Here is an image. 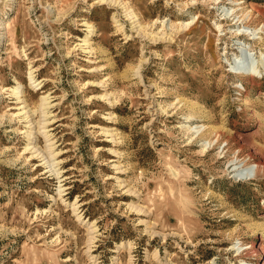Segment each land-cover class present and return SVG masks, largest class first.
<instances>
[{"label":"rangeland","instance_id":"374dc122","mask_svg":"<svg viewBox=\"0 0 264 264\" xmlns=\"http://www.w3.org/2000/svg\"><path fill=\"white\" fill-rule=\"evenodd\" d=\"M123 1L140 35L100 0H0V264H264V70L232 67L238 41L264 57V0ZM17 81L53 100L58 177L26 150Z\"/></svg>","mask_w":264,"mask_h":264},{"label":"bare ground","instance_id":"6f19581e","mask_svg":"<svg viewBox=\"0 0 264 264\" xmlns=\"http://www.w3.org/2000/svg\"><path fill=\"white\" fill-rule=\"evenodd\" d=\"M100 2H102L101 4L110 3V4H113V5H119L122 8H124L125 12H126L125 15H127L128 18L134 24L133 28L136 29V34L138 33L140 35L142 33L143 23H142V21H140V17L138 16V14L135 13L134 10L131 9L127 5V2H124L123 0H100ZM227 11H229V10H227ZM116 21H117V25L121 26V23L118 24L119 19H117ZM84 24H85V26L88 27V28L87 27L86 28L88 29L89 33L94 32V25L92 23L85 22ZM122 28H123V26L121 27V30H122ZM237 30L238 31H242L243 28L240 27ZM249 31H250V29H249ZM254 33L258 34L259 32L254 31ZM240 34H241V32H240ZM248 34H250V33H248ZM252 34H253V31H252ZM90 43L91 42H89L87 38L84 39V43L83 44L90 45ZM237 44L239 45L238 48H239V51L241 53H240V56H238L234 60L235 64L232 65V67L235 68L236 72H238V73H243V74H247V75H250V76L261 75L262 71L264 70V57H262V58L260 57L261 58L260 60H256L255 58L251 57V55L253 53L251 52L249 46H247V44L245 42L238 41ZM86 50H88V49H86ZM88 52H91V51H88ZM33 71H31V72L29 71L30 72V81H31V83L34 84L35 87L38 86L39 89L43 88V86H44L43 82H44V80L46 78L44 80H42V81L37 82V79L34 76L36 74L33 75ZM17 84H18V86L13 88L12 93L15 95V98H17L18 103H19L18 106L15 108V109L18 110L16 115L18 117L22 116V118H24L26 120V122L28 124L27 127L29 128L26 133L28 135V138H29L30 142L26 146V150H28V152L32 155L33 159H37V160L40 161L38 166H42V164H47L46 166L50 167V171L53 172V174H55L58 177V176H60L61 174L64 173V171L62 170L63 169L62 164L65 161H63V159H61L63 152L58 150V148H59V145H57L58 141L55 140V136L53 135L54 127L50 128L52 125H54L58 121V120H53L52 115H51V108L53 107V105H52L53 100H50L51 96L47 92L46 95H43L42 102L40 103L38 109H35L36 107L34 105H33L34 106V109H33L30 106V104H29V102L31 100L28 102V99L26 98L25 91L22 89L23 84L21 82H19V81H17ZM105 95H108V94H105ZM109 103L112 104V103H115V101L114 100H110ZM38 111H39V113L41 115V116H39L40 117L39 119H37V117L35 116V114ZM114 117L115 116H113V118ZM186 126L188 127V129L194 130V132H196V133L200 132V131H203L207 127V126H204V125H195V126L186 125ZM111 128H109V127L102 128L103 129V134H105L108 137V141H113L114 142L115 141L114 136L116 135V133L114 132V129H111ZM36 134L42 135V137L45 138L47 144H46V147L44 149H41V147H39L37 145L38 136ZM112 152L114 154H116V150L115 149H112ZM258 166H259V164H253V165H249L247 167H243L240 164H235V166L233 167V171H235V174L238 175V176H244V175L255 176V175H257ZM115 167H116V165H115ZM117 168L118 169L116 171L118 173L125 172L124 168L122 167V165H117ZM118 178H120V176ZM61 191H64V190L62 189V190H60V192ZM128 192H130L131 194L134 193V191L131 188L128 189ZM132 207H134L135 209H138V207L135 206V205H132ZM72 208L75 211V213L77 214L76 211L78 210V203H76V202L73 203V207ZM78 216H79V218H81L80 214ZM86 224L87 225L89 224L88 225V230H89V233L92 234V236H93V234H95V231H96L94 229V225L90 224V223H86ZM88 238L92 239L91 236L88 237ZM244 245L245 244H243V242L239 241V242L234 244L233 248H235V250H237L238 252H240V253L244 252L245 254L259 253V252H261L263 250V248L261 247V244L254 243V244H252V245H250L248 247H244Z\"/></svg>","mask_w":264,"mask_h":264}]
</instances>
